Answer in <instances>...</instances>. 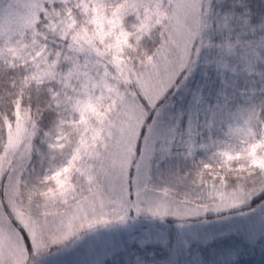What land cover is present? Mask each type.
I'll return each mask as SVG.
<instances>
[{
  "label": "snow or ice",
  "instance_id": "1",
  "mask_svg": "<svg viewBox=\"0 0 264 264\" xmlns=\"http://www.w3.org/2000/svg\"><path fill=\"white\" fill-rule=\"evenodd\" d=\"M261 242L264 0H0V264Z\"/></svg>",
  "mask_w": 264,
  "mask_h": 264
},
{
  "label": "rangeland",
  "instance_id": "2",
  "mask_svg": "<svg viewBox=\"0 0 264 264\" xmlns=\"http://www.w3.org/2000/svg\"><path fill=\"white\" fill-rule=\"evenodd\" d=\"M234 223L243 226L244 221L237 220ZM226 246L217 241L209 248L200 247L199 251L202 255H213L219 251H222ZM195 248V246H194ZM244 264H264V242L257 243L255 246L248 247L242 256Z\"/></svg>",
  "mask_w": 264,
  "mask_h": 264
}]
</instances>
